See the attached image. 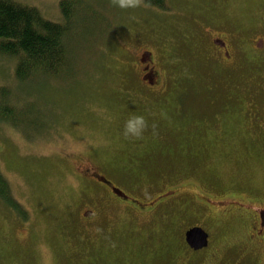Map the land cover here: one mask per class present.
<instances>
[{
    "label": "rangeland",
    "instance_id": "obj_1",
    "mask_svg": "<svg viewBox=\"0 0 264 264\" xmlns=\"http://www.w3.org/2000/svg\"><path fill=\"white\" fill-rule=\"evenodd\" d=\"M15 1L64 20L62 0ZM78 1L65 73L22 82L0 54V113L10 116L0 118V169L13 197L0 198V264H197L217 247L216 264H264L240 246L247 228L201 211L210 206L194 191L145 211L114 197L122 207L104 205L111 215L85 217L112 195L89 171L140 200L189 182L215 199L264 200V0ZM222 33L229 55L213 42ZM131 115L148 121L141 140L123 136ZM193 226L211 234L209 249L187 247Z\"/></svg>",
    "mask_w": 264,
    "mask_h": 264
},
{
    "label": "trees",
    "instance_id": "obj_2",
    "mask_svg": "<svg viewBox=\"0 0 264 264\" xmlns=\"http://www.w3.org/2000/svg\"><path fill=\"white\" fill-rule=\"evenodd\" d=\"M156 2L163 6L161 0ZM79 4L78 0H62L60 9L64 20L55 22L45 18L36 7L15 0H0V54L16 60L18 80L26 82L39 75L56 76L70 68L72 53L67 38L72 33ZM9 98L7 92H2V100ZM9 117L5 111L0 113L3 120ZM0 198L6 202H12L13 198L10 183L1 169Z\"/></svg>",
    "mask_w": 264,
    "mask_h": 264
},
{
    "label": "flooded vegetation",
    "instance_id": "obj_3",
    "mask_svg": "<svg viewBox=\"0 0 264 264\" xmlns=\"http://www.w3.org/2000/svg\"><path fill=\"white\" fill-rule=\"evenodd\" d=\"M227 34V33H225ZM224 33H222L219 36H215L213 38V42L214 45L217 46V48L221 51V53H227L228 55L229 50H227V48H229V44L226 42V38ZM218 35V34H216ZM222 39H221V38ZM225 38V39H224ZM147 57V58H145ZM139 59H141V70L143 72V75H145V80L149 83L152 84V86H156L157 84V77L159 76L158 71L153 68L154 65V57L152 52L150 51H142L140 53V57ZM89 175H91L93 178H95L96 180H98L100 183L104 184L108 191L113 195H110L107 191L105 192H101L99 194V204L98 206L103 207L100 208L99 210L97 209H93L89 212H86L85 217L87 218H93L96 215H102V216H107L111 215L109 214L107 211L108 209L105 208L104 209V205L108 208H112L114 210V212L116 211L117 207H122V205L115 203L117 199H115L114 197H117L120 200L123 201H127L132 203L137 209H139L140 211H145V209L147 208H151L154 207L159 201L165 199V197L171 196L175 193L178 192H184V191H194L196 196L198 197V199H201L203 202H205L208 206V208L206 207H199L200 210H204L206 212V214H208L209 216L215 217L218 219V217L220 216L221 218H228V219H234L236 221H238V223L240 225H244L247 230L245 232H240L238 234L239 237V241H240V246L242 249H244L245 251L252 253V254H263L264 255V200H257V201H249V199H247V196H244L243 199L244 201H242L241 199H233V198H226V199H215L212 198L210 196H208V193L203 192V190H199L198 186H195L192 182L189 184H185L183 186H179L178 188H175V190H169L163 194H160L159 196L153 198V199H149V200H140L138 198L135 197H131V195H129L125 190H123L121 187H119L118 185H116L114 182H112L109 178H107L104 174H98L95 171H89L88 172ZM100 178H102L103 180H101ZM188 183V182H187ZM110 185L116 186L118 188H120L123 192H125L130 198L137 200L140 204L145 205V206H140L137 203H135L134 201L131 200H127V199H122L121 197L115 195L112 192V188ZM201 192V193H200ZM107 195H109L111 198H109ZM163 195H166L164 197H161ZM115 201H113V200ZM118 201V200H117ZM154 202L153 205H150V203ZM229 205H234L233 208H238V207H242V209L247 210L248 212H244V211H239V210H228L225 208V206H229ZM97 206V205H95ZM143 216L147 217V214H143ZM140 219L143 221H146L147 218L141 217ZM195 227H199V226H193L189 229H187L185 231L184 234V240L185 243L187 245V247L192 251V252H199L205 248H210L211 246V234L209 232L206 231V229H204L203 227H199L201 229L204 230V232L207 234V243L206 245L202 246V247H192L186 240V233ZM223 243V242H222ZM224 244V243H223ZM221 255V249L220 247H217L215 250H211L209 253H207L204 257L200 258L197 261V264H216V262L218 261L219 257ZM195 262H192L190 264H195Z\"/></svg>",
    "mask_w": 264,
    "mask_h": 264
},
{
    "label": "clouds",
    "instance_id": "obj_4",
    "mask_svg": "<svg viewBox=\"0 0 264 264\" xmlns=\"http://www.w3.org/2000/svg\"><path fill=\"white\" fill-rule=\"evenodd\" d=\"M114 7L122 10L137 9L145 5V0H110ZM149 124L143 115H131L124 124L123 136L128 140H141ZM155 132L156 125H152Z\"/></svg>",
    "mask_w": 264,
    "mask_h": 264
},
{
    "label": "water",
    "instance_id": "obj_5",
    "mask_svg": "<svg viewBox=\"0 0 264 264\" xmlns=\"http://www.w3.org/2000/svg\"><path fill=\"white\" fill-rule=\"evenodd\" d=\"M101 180H103L102 178H100ZM112 188V192L121 197L122 199H127V200H131L134 201L135 203H137L140 206H145L140 204L137 200H134L132 198H130L125 192H123L120 188L110 185ZM166 195H163L161 197H164ZM154 202L150 203V205H153ZM186 240L187 242L192 246V247H202L204 245H206L207 243V234L204 232L203 229L199 228V227H195L190 229L187 233H186Z\"/></svg>",
    "mask_w": 264,
    "mask_h": 264
}]
</instances>
